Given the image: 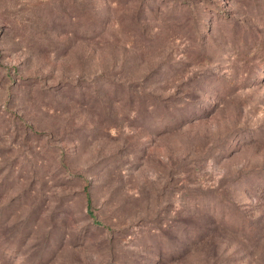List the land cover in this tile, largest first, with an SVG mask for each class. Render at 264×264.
<instances>
[{"label": "rangeland", "instance_id": "1", "mask_svg": "<svg viewBox=\"0 0 264 264\" xmlns=\"http://www.w3.org/2000/svg\"><path fill=\"white\" fill-rule=\"evenodd\" d=\"M0 264H264V0H0Z\"/></svg>", "mask_w": 264, "mask_h": 264}]
</instances>
